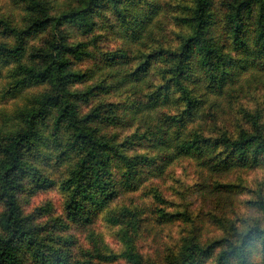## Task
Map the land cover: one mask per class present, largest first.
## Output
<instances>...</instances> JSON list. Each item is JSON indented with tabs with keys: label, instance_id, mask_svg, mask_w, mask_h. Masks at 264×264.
<instances>
[{
	"label": "rangeland",
	"instance_id": "374dc122",
	"mask_svg": "<svg viewBox=\"0 0 264 264\" xmlns=\"http://www.w3.org/2000/svg\"><path fill=\"white\" fill-rule=\"evenodd\" d=\"M148 1L158 4L159 11L151 15L148 30L135 38L124 18L109 8L95 13L88 24L63 20L50 22L45 29H30L33 19L58 17L83 0H0V46L24 49L19 58L0 52V144L28 127V117L43 108L45 96L62 93L58 77L17 87L12 73L18 65L44 68L51 42L60 40L83 42L87 50L81 57L63 53L66 70L81 73L66 79V100L75 105L81 124L95 128L97 136L113 147L107 159L111 195L92 202L77 192L86 155L70 145L76 131L71 117L61 119L58 109L50 107L34 118L43 139L25 147L24 172L14 191L32 240L18 248L23 264H37L36 248L48 254L61 251L69 264H183L182 255L193 242L207 249L195 264H216L227 244H219L221 238L241 242L245 230L264 218L263 209L254 202L264 195V168L214 172L190 156L171 162L162 159L192 129L210 133L220 126L236 134L239 129L253 130L242 108H263L264 122V59L245 70L239 66L237 78L229 80L223 92L208 93L209 79L195 56L187 84L205 100L195 113H184L186 105L176 89L169 91L166 101L140 107L136 102L149 99L170 77L174 64L153 59L138 80L125 72L135 70L148 47L161 43L178 50L191 34L189 24L181 20L190 15L191 0ZM211 1L218 20L209 35L223 42L224 17L229 3L236 0ZM139 7L149 14V5ZM98 107L100 113L93 115ZM173 116L183 119L171 123ZM157 129L166 131L168 146L158 148L151 140L148 134ZM135 156L151 158V163L132 161ZM129 167L141 169L131 188L123 180ZM89 180L82 181L86 188L91 186ZM79 203L81 215L76 213ZM5 210L6 202L0 201V234L5 233L1 223ZM245 212L256 220L246 223Z\"/></svg>",
	"mask_w": 264,
	"mask_h": 264
},
{
	"label": "trees",
	"instance_id": "16d2710c",
	"mask_svg": "<svg viewBox=\"0 0 264 264\" xmlns=\"http://www.w3.org/2000/svg\"><path fill=\"white\" fill-rule=\"evenodd\" d=\"M190 15L181 18L189 24L191 34L185 36L183 44L178 50L170 47H163L160 44L149 48L140 57L141 61L135 70L125 72L127 77L136 76V80L141 78V74L149 68L153 59L164 58L166 61L173 62L170 77L155 90L149 99L138 100L140 107L150 108L160 104L169 97V91L178 90L186 109L184 113H195L201 107L203 100L194 94V90L189 87L187 80L191 77L193 59L196 57L202 64L209 79L207 92H223L229 80L237 78V68L247 69L250 65H255L257 60L264 59V0H236L229 3L228 12L225 15L227 28L222 32L223 42H220L209 35L213 24L217 23L218 16L213 9L211 0H191ZM141 5H149V14L141 10ZM113 9L117 12L135 38H140L141 34L148 30L151 15L159 11L158 4L148 0H83L80 6L64 13L58 17L35 18L30 26L31 30L45 29L50 22L56 21L57 24L63 20L74 21L75 19L84 24L92 21L95 13L105 9ZM133 8V9H132ZM136 9L134 14L130 11ZM256 10L257 12H254ZM132 19V20H131ZM182 20V23L184 21ZM127 26V25H126ZM148 32H152V29ZM63 37V36H62ZM63 39V38H62ZM51 51L47 52L46 65L40 69L36 65H18L13 70L16 77L17 87L29 84H38L50 78L60 82L62 93L56 96H45L40 111H34L28 117V127L11 134L4 144H0V201L6 202V210L2 213L1 223L5 229L4 234H0V264H23L18 253V248L22 242L30 240V233L27 230L28 224L21 217V209L17 201L15 189L19 186L21 172H24V153L35 144V140L41 141L42 133L35 127L36 116H40L46 108L55 107L60 113L61 119L71 117L73 126L76 127L74 140L71 147L79 152L85 153L84 168L81 170V178L77 180V192L85 194L92 202L105 200L111 192L109 190L108 172L110 150L112 146L104 139L97 136L95 128L81 124L76 117V108L73 103L66 100L65 82L66 79L80 77V71L66 70L67 60L63 53H71L81 57L87 52L83 42L68 44L60 40L51 42ZM0 52L19 58L23 55L24 49L18 47L9 49L0 46ZM5 51V52H4ZM43 60V59H42ZM258 64V63H257ZM43 65V63H42ZM264 68V66H263ZM170 71V70H169ZM135 104V105H136ZM96 108L93 115L100 113ZM244 116L251 119L254 125L253 130H238V134L228 128L216 126L217 129L195 130L192 129L188 137L181 139L174 144L173 149L162 156L163 160L173 161L182 156H190L200 162L202 166L208 167L214 172H227L234 167H261L264 168V122L263 108H242ZM171 123L178 124L183 117H171ZM141 136V134H138ZM156 147L168 146L166 131L157 129L153 134H148ZM124 160L130 158L123 156ZM132 161L145 164V160L151 163V158L135 156ZM130 168V167H129ZM160 171L164 166H158ZM140 167L130 168L124 174L125 186L135 187L134 179L140 173ZM92 176H89V173ZM40 178V177H39ZM90 179L91 186L86 188L83 180ZM73 180V179H72ZM71 180V181H72ZM134 182V183H133ZM94 189V190H93ZM99 194V196H98ZM101 195V196H100ZM264 212V195L258 196L254 201ZM77 214L81 215L82 205H78ZM264 214V213H263ZM249 237L260 240L264 244V218L262 222H257L249 226L241 237V242H233L229 237L221 238L218 242L227 243L219 252L216 264H247V256L244 245ZM32 243V240H30ZM235 243V244H232ZM61 251L48 254L41 248L34 251L37 264H69L66 258L61 255ZM207 249L200 247L197 242L188 245L182 255L183 264H195L199 254L206 253ZM236 262H235V259ZM75 264H80L77 262Z\"/></svg>",
	"mask_w": 264,
	"mask_h": 264
},
{
	"label": "clouds",
	"instance_id": "9594fccd",
	"mask_svg": "<svg viewBox=\"0 0 264 264\" xmlns=\"http://www.w3.org/2000/svg\"><path fill=\"white\" fill-rule=\"evenodd\" d=\"M242 216L246 223L256 220V217L251 216L247 212L243 213ZM244 248L247 256V264H259V261L264 259V244L258 240L249 237Z\"/></svg>",
	"mask_w": 264,
	"mask_h": 264
}]
</instances>
